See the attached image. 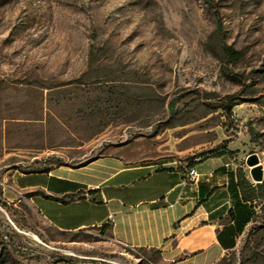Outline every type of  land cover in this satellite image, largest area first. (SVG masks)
<instances>
[{
  "label": "rangeland",
  "instance_id": "rangeland-1",
  "mask_svg": "<svg viewBox=\"0 0 264 264\" xmlns=\"http://www.w3.org/2000/svg\"><path fill=\"white\" fill-rule=\"evenodd\" d=\"M223 149L254 215L217 264H264V176L245 163L264 174V0H0V264H165L104 226H50L4 194L14 169Z\"/></svg>",
  "mask_w": 264,
  "mask_h": 264
},
{
  "label": "crops",
  "instance_id": "crops-1",
  "mask_svg": "<svg viewBox=\"0 0 264 264\" xmlns=\"http://www.w3.org/2000/svg\"><path fill=\"white\" fill-rule=\"evenodd\" d=\"M241 178L228 154L178 166L112 152L77 165L14 169L4 194L60 231L104 226L114 242L158 249L165 264H217L254 215Z\"/></svg>",
  "mask_w": 264,
  "mask_h": 264
},
{
  "label": "water",
  "instance_id": "water-1",
  "mask_svg": "<svg viewBox=\"0 0 264 264\" xmlns=\"http://www.w3.org/2000/svg\"><path fill=\"white\" fill-rule=\"evenodd\" d=\"M246 165L249 167L250 176L254 181H261L263 179V167L260 164L258 156L256 153H250L245 159ZM58 264H64L60 262Z\"/></svg>",
  "mask_w": 264,
  "mask_h": 264
},
{
  "label": "trees",
  "instance_id": "trees-1",
  "mask_svg": "<svg viewBox=\"0 0 264 264\" xmlns=\"http://www.w3.org/2000/svg\"><path fill=\"white\" fill-rule=\"evenodd\" d=\"M224 49H225V52H226V54L230 57V59H236V58H238V52H236V51H234L231 47H229V46H224ZM229 153H231V150H227V149H223V150H221V151H219V152H217V153H213V154H211V155H209V156H206V157H210V156H218V155H222V154H229ZM206 157H204V158H206ZM202 159V158H201ZM191 163H189L188 165H190ZM238 172V171H237ZM238 174L242 177L241 179L242 180H240V185L241 186H243V183L244 182H247V179L243 176V175H241V173L240 172H238ZM231 177H230V182H231ZM243 188V187H242ZM242 197L245 199V200H249V198L245 195V193H244V191H243V195H242ZM64 201V200H63Z\"/></svg>",
  "mask_w": 264,
  "mask_h": 264
},
{
  "label": "built area",
  "instance_id": "built-area-1",
  "mask_svg": "<svg viewBox=\"0 0 264 264\" xmlns=\"http://www.w3.org/2000/svg\"><path fill=\"white\" fill-rule=\"evenodd\" d=\"M196 160H198V159H196ZM196 174H197V172H196L195 168H194V167H191V168L189 169V176H190L191 178H194V177L196 176Z\"/></svg>",
  "mask_w": 264,
  "mask_h": 264
}]
</instances>
